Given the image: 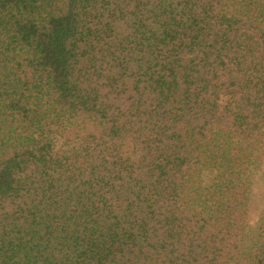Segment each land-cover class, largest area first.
Here are the masks:
<instances>
[{"label":"trees","instance_id":"16d2710c","mask_svg":"<svg viewBox=\"0 0 264 264\" xmlns=\"http://www.w3.org/2000/svg\"><path fill=\"white\" fill-rule=\"evenodd\" d=\"M262 167L264 0H0V264H264Z\"/></svg>","mask_w":264,"mask_h":264},{"label":"rangeland","instance_id":"374dc122","mask_svg":"<svg viewBox=\"0 0 264 264\" xmlns=\"http://www.w3.org/2000/svg\"><path fill=\"white\" fill-rule=\"evenodd\" d=\"M92 127L89 126V130ZM62 140V138H60ZM61 142V141H60ZM59 142V144H61ZM209 168L203 169L200 174V186H207L212 180V174L208 170ZM249 208H250V216H249V227L253 229L255 224L264 211V167L257 171L252 180V192L249 198Z\"/></svg>","mask_w":264,"mask_h":264}]
</instances>
